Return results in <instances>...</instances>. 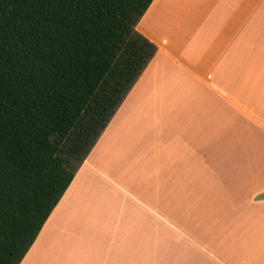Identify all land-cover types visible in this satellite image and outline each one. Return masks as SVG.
<instances>
[{
  "label": "crops",
  "instance_id": "obj_1",
  "mask_svg": "<svg viewBox=\"0 0 264 264\" xmlns=\"http://www.w3.org/2000/svg\"><path fill=\"white\" fill-rule=\"evenodd\" d=\"M219 1H152L154 56L20 264H264V0Z\"/></svg>",
  "mask_w": 264,
  "mask_h": 264
},
{
  "label": "trees",
  "instance_id": "obj_2",
  "mask_svg": "<svg viewBox=\"0 0 264 264\" xmlns=\"http://www.w3.org/2000/svg\"><path fill=\"white\" fill-rule=\"evenodd\" d=\"M153 0H0V264H20L156 52Z\"/></svg>",
  "mask_w": 264,
  "mask_h": 264
},
{
  "label": "rangeland",
  "instance_id": "obj_3",
  "mask_svg": "<svg viewBox=\"0 0 264 264\" xmlns=\"http://www.w3.org/2000/svg\"><path fill=\"white\" fill-rule=\"evenodd\" d=\"M246 0H237V4L245 5ZM220 4L219 0H196V6L197 8L195 10L196 16L201 19L208 21L212 16H218L219 12L215 11L214 9H217ZM218 18V17H216ZM259 17H253L252 22L254 25V28L256 26V23L258 21Z\"/></svg>",
  "mask_w": 264,
  "mask_h": 264
}]
</instances>
